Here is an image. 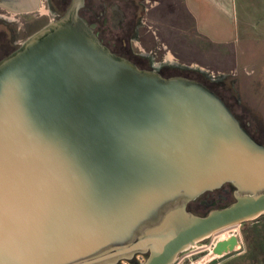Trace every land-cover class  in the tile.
Instances as JSON below:
<instances>
[{"label":"water","instance_id":"95a60500","mask_svg":"<svg viewBox=\"0 0 264 264\" xmlns=\"http://www.w3.org/2000/svg\"><path fill=\"white\" fill-rule=\"evenodd\" d=\"M83 5L0 60V264H178L212 237L192 262L240 253L264 143L204 83L112 52ZM228 184L231 204L188 209Z\"/></svg>","mask_w":264,"mask_h":264},{"label":"rangeland","instance_id":"374dc122","mask_svg":"<svg viewBox=\"0 0 264 264\" xmlns=\"http://www.w3.org/2000/svg\"><path fill=\"white\" fill-rule=\"evenodd\" d=\"M49 1L52 2L49 3L55 8V12L49 7L47 0H40L39 4L31 9L32 13L25 14V11L21 10V14L18 16L7 14L11 19L4 20V28H17L20 42L24 41L33 31L36 32V30L56 19L54 16L58 11L59 13L64 11L59 0ZM173 1L174 7L168 4V1L167 4L160 7L161 10L156 8L158 6H155L154 0L151 4H146L145 19H142L144 22H141L136 35H133L135 32L130 30L131 23H129L130 21L133 22L135 18H131L128 24L125 23L123 31L114 32L115 39H124L119 41L120 44L116 46L115 50L128 56L140 67L156 69L165 77L184 76L204 83L223 98L253 137L264 143V32L261 29L248 30L246 24L254 22V14L262 16V8L259 5L261 0H216L218 4L206 6L204 16L206 20L199 14L192 16V7L189 6L191 13L187 5L179 4V1L183 0ZM34 2L35 0H19L17 3L20 4L19 7L27 6L26 8H30ZM182 9L186 12V18L201 22V30L199 27L196 30L200 33V38L196 40L193 37V42L197 41L201 43V46L209 43L211 38L204 35L203 29L206 26L205 29L213 27L214 33H216V35L213 34L216 36V39L214 38L217 40L216 44L222 40L228 44L229 60H235L241 67L248 65L249 71L253 68L254 70L250 71L253 75L249 76L243 72V69H238L236 72H232L230 69L226 71L208 69L204 61L202 62L203 65L194 64L193 60L201 61L205 55L196 46H189L191 37L188 35H192V29H187L184 33L180 32L181 39L178 38L181 26L178 22L180 17L177 15L182 12ZM2 13L0 9V14ZM13 19H15L14 22ZM182 25L186 27L188 24L182 23ZM108 38L105 39L108 40ZM182 42L187 47H183L184 52H178V47L173 45ZM124 43H126L125 47H123ZM220 55L218 56L220 57ZM216 65L220 66V61H216ZM229 65L224 64V67L227 69ZM216 194H220V191H217ZM230 201H232L231 194L228 195L226 201L217 202L215 205L203 209L196 207L200 202L199 199L189 205V210L191 209L190 211L195 214L204 215L211 209L227 205ZM238 231L243 247L240 253L230 257L218 258L213 262H204L206 264H264V215L257 220L242 224L238 227ZM214 241L215 238L212 237L199 243L188 253L182 255L178 264H184L188 259L191 262L188 261L187 264H204L203 261L192 262L193 258L196 257L194 255H200L202 251L210 248ZM138 261L142 264L144 257L140 256Z\"/></svg>","mask_w":264,"mask_h":264},{"label":"flooded vegetation","instance_id":"af4514ba","mask_svg":"<svg viewBox=\"0 0 264 264\" xmlns=\"http://www.w3.org/2000/svg\"><path fill=\"white\" fill-rule=\"evenodd\" d=\"M18 1L19 0H1L0 1V9L3 12L2 14H0V60L8 56L10 53L14 52L21 44L20 39H19V32L17 31V28H12V29L4 28L3 22L11 19L8 16L9 14H14L15 16L20 15L21 10L25 11V14L32 13L31 9L36 7L39 4L40 0H35L34 5L30 6V8H26L27 6L19 7L20 4L17 3ZM47 1H48V4L50 5L49 2L51 1L49 0ZM59 1L61 2V5L63 6L62 8L64 11L61 13H59L58 11V13H56L54 16L55 18H59L61 15H63L72 3V0H59ZM154 1H155V6H158L156 8H160L161 6H164L165 4H167L168 1H169L168 4L173 5V7L175 6L173 0H171V2L170 0H154ZM151 3H152V0H84V5L79 10V14L90 25H94V31L98 34V37L100 38L102 43L105 44L108 48H110L112 52H114L115 54L119 56L129 59L130 61H132L134 64L137 65V63L131 60L128 56L123 55L115 50L116 46L120 44L119 41L124 40V39H121V38L115 39L114 32L123 31L125 23L128 24L131 18H135L133 19V22L130 21L129 23H131L130 30L135 32L133 33V35H136L139 29L138 27L144 22V20L142 19H145V13H144L145 7H146L145 5L151 4ZM49 7H51L53 11L55 10V8H53L51 5ZM14 20L15 19H13L12 21L14 22ZM32 33H34V31ZM107 37H109L108 40L105 39ZM125 46H126V43L123 44V47ZM137 66L139 68H142L139 65ZM149 70L157 71L156 69H153V68ZM217 191H220V194H216ZM232 193H233L232 186L229 184L224 185L218 190L205 193L201 195L199 198H197V200L200 199V202L198 203V206L196 207L197 208L201 207L204 209L212 205H215V203L217 202H224L226 201L228 195L230 194L232 195ZM232 202H234L233 195H232V201H230V203L228 204H231ZM225 206H221L218 208H222ZM139 257H136L133 260L128 261V262H121L119 264H140L138 261Z\"/></svg>","mask_w":264,"mask_h":264},{"label":"crops","instance_id":"0c3cea01","mask_svg":"<svg viewBox=\"0 0 264 264\" xmlns=\"http://www.w3.org/2000/svg\"><path fill=\"white\" fill-rule=\"evenodd\" d=\"M174 2V1H173ZM180 3L179 4H182L183 6L187 5L188 7H192V10H193V13L189 7V11H191L192 13V16L193 14L196 15V14H199L202 18L205 19V14H206V6H211V5H215V4H218V2L216 0H183V1H179ZM183 2V3H182ZM175 4V3H174ZM261 5V8H262V11H261V14L262 16H257L254 14L255 16V20L254 22L252 23H246L248 25V30L250 29H254V30H262L264 32V0H261L260 1V4ZM257 12V11H256ZM186 12L184 9H182V12L177 16H179L178 18V22L181 26V28L179 29V33H184L187 29H192L191 31L193 32L192 35H188L191 37V43L189 46H196V48L202 53L205 55V57L201 60V61H197V60H193L194 64L196 65H203V61H204V64L206 66V68L208 67V69H216V71H226V70H231L232 72H236L238 71V69H243V72H245L246 74H248L249 76L253 75L250 71H253L254 69L252 68V70L249 71V66L248 65H243L241 67L240 64H237V62L235 60H229V54H228V44L226 43V41H223L222 39V42H219L218 44L217 43V40L216 39V33L214 28L213 27H208V29H205L207 28V26L203 29L205 31V34L204 35H207L209 36L211 39L209 40V43H207L206 45L203 44V46H201V43H198L197 41L196 42H193L192 38L194 37L196 40H198L200 37V33L197 30V28L199 27V30H201V22H198L196 19H188L186 18ZM196 17V16H195ZM200 18V20H202ZM198 18V19H199ZM199 20V21H200ZM182 23H185L188 24L186 27L182 25ZM194 27H195V30H194ZM182 29V30H181ZM181 33L179 35L178 38L181 39ZM213 34H215L213 36ZM178 35V34H177ZM176 37V35H175ZM215 38V39H214ZM215 40V41H214ZM196 43V44H195ZM218 45V46H217ZM174 47H178L177 51L178 52H184L182 49L185 45L184 42L182 43H179L178 45H173ZM188 46V47H189ZM216 46L218 47L216 49ZM187 47V46H186ZM203 47V48H202ZM222 54V55H220ZM224 54V55H223ZM215 55V56H214ZM220 55V57L218 56ZM219 57V58H218ZM216 61H220L221 65L218 66L216 65ZM224 64H230L228 66V68L226 69L224 67ZM214 67V68H213Z\"/></svg>","mask_w":264,"mask_h":264},{"label":"trees","instance_id":"16d2710c","mask_svg":"<svg viewBox=\"0 0 264 264\" xmlns=\"http://www.w3.org/2000/svg\"><path fill=\"white\" fill-rule=\"evenodd\" d=\"M223 99V98H222Z\"/></svg>","mask_w":264,"mask_h":264}]
</instances>
